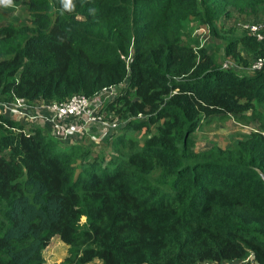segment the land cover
<instances>
[{
	"label": "trees",
	"instance_id": "1",
	"mask_svg": "<svg viewBox=\"0 0 264 264\" xmlns=\"http://www.w3.org/2000/svg\"><path fill=\"white\" fill-rule=\"evenodd\" d=\"M23 2L27 24L0 26L1 102L51 104L122 85L104 111L145 120L113 130L78 167V145L61 151L0 115V264H41L54 235L71 264H264V133L191 148L203 119L249 114L264 100V65L224 69L183 40L185 22L215 32L231 14L264 18V0ZM248 31L225 45L246 67L244 53L264 59V39ZM131 126L154 132L140 145L126 137Z\"/></svg>",
	"mask_w": 264,
	"mask_h": 264
},
{
	"label": "rangeland",
	"instance_id": "2",
	"mask_svg": "<svg viewBox=\"0 0 264 264\" xmlns=\"http://www.w3.org/2000/svg\"><path fill=\"white\" fill-rule=\"evenodd\" d=\"M27 6L23 0L6 2L5 0H0V26H12V27H22L27 24L29 19V14L26 11ZM55 9L52 8L51 14L54 13ZM183 40L186 43L184 46L192 47L193 51L203 50L209 56L211 55L216 63L221 68H235L237 71L251 74L255 71L252 64L255 58H249V56L244 53V57H247L251 64L249 66H243L235 62L232 58L225 55V45L229 40L239 39L247 27L250 25H256L259 31L264 30V18L254 20L252 15L242 16L240 14H231L224 19V22L218 24L220 30H210L208 26L200 25L197 22H185L183 23ZM246 29V30H245ZM249 32V31H248ZM250 33V32H249ZM251 34V33H250ZM1 36V35H0ZM110 86L106 91L102 93H97L92 100L93 105H98L96 108L103 113H110L111 120L119 125L118 130L127 124L132 125L134 122L144 121L145 117L139 115L132 118L131 115L124 113L121 116L114 114V112L104 111V107L110 99H114L117 92L122 91V85ZM176 92H173L174 94ZM129 95V94H128ZM129 97H132L129 95ZM168 95L166 99H168ZM131 99V98H130ZM252 110L249 114H238L234 115H217L214 118L203 119L199 124L198 129L191 135V148L196 151H208L214 147H220L222 149L231 148V146L238 140L244 139L252 131H261L264 133V100H255L252 102ZM119 116V118H118ZM77 117V119H76ZM78 120L79 123L74 125L73 121ZM162 120H149L148 125L152 128H156ZM52 123V122H50ZM49 123V124H50ZM52 124H56L52 123ZM62 132L64 129L68 128L66 135L76 134L83 135L88 132L89 127L93 122H87L86 115L72 116L58 123ZM117 130V131H118ZM120 131V130H119ZM118 131V132H119ZM148 130L146 127L141 129H136L131 126L130 130L126 132V137L131 138L133 141L138 142L140 145L147 139V137L154 131ZM157 132V131H156ZM85 136V135H84ZM83 140V141H81ZM79 140L78 147L81 148L77 155V166L80 167L83 164L84 155L91 156L96 152L103 153V144H98L94 146L93 140L85 137ZM59 141V140H58ZM59 149L61 151L69 150L70 146H61ZM77 146V145H76ZM87 148L90 152L85 153L83 150ZM100 148V149H99ZM100 150V151H99ZM112 151H116L115 148H111ZM96 151V152H94ZM70 246L63 241H61L58 235L51 237L50 242L46 247H44L40 253L41 264H71L67 262L69 257ZM93 264H99L95 261Z\"/></svg>",
	"mask_w": 264,
	"mask_h": 264
},
{
	"label": "built area",
	"instance_id": "3",
	"mask_svg": "<svg viewBox=\"0 0 264 264\" xmlns=\"http://www.w3.org/2000/svg\"><path fill=\"white\" fill-rule=\"evenodd\" d=\"M249 32L256 36L258 39H264V30L259 31L256 25H250L247 27ZM264 65V59L258 58L253 63V68L258 71ZM110 88V87H108ZM108 88H104L106 91ZM114 87L112 88V90ZM94 101L83 95L72 96L70 99L64 102H53L51 104H41V111H37L32 114L31 110L34 106L33 104H26L22 99H18L11 103H4L0 101V115L7 116L9 114L20 116L24 121L37 119L38 122L55 123L61 122L72 116L86 115L87 122H93L98 124L100 127H106L111 131L118 127V124L110 121L108 118L111 114H106L100 112L96 107L98 105H93ZM42 111L45 113H42ZM77 118V117H76ZM68 128L64 129V136L67 134ZM251 261L250 256L246 259L240 261L225 262L223 264H248ZM202 264H215L210 262H203Z\"/></svg>",
	"mask_w": 264,
	"mask_h": 264
},
{
	"label": "crops",
	"instance_id": "4",
	"mask_svg": "<svg viewBox=\"0 0 264 264\" xmlns=\"http://www.w3.org/2000/svg\"><path fill=\"white\" fill-rule=\"evenodd\" d=\"M32 106H34L31 110L32 114H34L37 111H41V104L37 103V104H33ZM42 113H44V112L42 111ZM8 117L19 121L20 123L25 125L26 128L40 129L41 131L45 132L46 134H48V135L54 137L55 139L59 140V144L61 146L78 145L79 140H81L85 137L92 139L94 145H98L100 142L105 141V139L110 134H112V132H113L106 127H102V126L100 127L98 124L95 123V124H92L89 127L88 132L83 134V135L70 134V135L64 136L62 129L60 128V126L58 124L59 123L58 121L56 122V124H52V123L49 124L47 122H41V121L38 122L37 119H33V120L29 119V120L24 121L22 118H20V116L12 115V114H9ZM78 123H79L78 120L73 121L74 125H76ZM81 141H83V140H81Z\"/></svg>",
	"mask_w": 264,
	"mask_h": 264
},
{
	"label": "clouds",
	"instance_id": "5",
	"mask_svg": "<svg viewBox=\"0 0 264 264\" xmlns=\"http://www.w3.org/2000/svg\"><path fill=\"white\" fill-rule=\"evenodd\" d=\"M8 2H10V0H8ZM256 59H257V58H256ZM256 59H255V60H256ZM114 88H115V87H114ZM100 92H101V91H100ZM89 98H90V97H89ZM91 99H92V98H91ZM110 100H111V99H110ZM108 114H110V113H108ZM2 116H3V115H2ZM111 116H112V115H111ZM111 116H109V118H108L110 121H112V120H111ZM5 117H7V116H5ZM118 128H119V125H118V127H117L116 129H118ZM114 130H115V129H114ZM112 131H113V130H112Z\"/></svg>",
	"mask_w": 264,
	"mask_h": 264
}]
</instances>
